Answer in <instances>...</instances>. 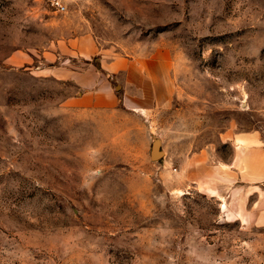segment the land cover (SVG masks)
<instances>
[{
  "label": "rangeland",
  "instance_id": "rangeland-1",
  "mask_svg": "<svg viewBox=\"0 0 264 264\" xmlns=\"http://www.w3.org/2000/svg\"><path fill=\"white\" fill-rule=\"evenodd\" d=\"M66 3L0 0V264H264V0Z\"/></svg>",
  "mask_w": 264,
  "mask_h": 264
},
{
  "label": "crops",
  "instance_id": "crops-1",
  "mask_svg": "<svg viewBox=\"0 0 264 264\" xmlns=\"http://www.w3.org/2000/svg\"><path fill=\"white\" fill-rule=\"evenodd\" d=\"M72 51L75 53V55H71L72 57L67 58L68 60L71 61V63H76L75 61L77 60V62L79 61H84V60H88L90 59L94 54H95V48L93 46L92 40L86 36L84 37V39H81L77 42H75L74 44H72ZM77 65V64H75ZM74 64H71L70 66H67L65 68H51L48 69V73L47 74H51L57 77H67L69 79H73L75 80L77 83L82 84V82L84 81L83 76L84 73L83 71H81L80 69H78L77 66H75ZM124 66V64L119 63L118 61H112L110 62L109 68L111 70H118L120 68H122ZM138 65L135 64L134 62H129L126 65V70L129 72L131 70H139V68L137 67ZM130 73V72H129ZM139 74L142 75L141 77H144V73L139 70ZM96 98V95H95ZM87 99V96H82L81 98H77L74 100V104L79 107V106H85L84 101ZM110 103H114L113 98H110ZM246 156V154H245ZM255 159L254 162L258 163L259 165L262 166V169L264 170V150L261 152H258L257 156L252 157V159ZM251 162V161H250ZM230 166H233V162ZM258 176V175H257ZM259 179H262L260 176H258ZM257 177V178H258Z\"/></svg>",
  "mask_w": 264,
  "mask_h": 264
},
{
  "label": "built area",
  "instance_id": "built-area-1",
  "mask_svg": "<svg viewBox=\"0 0 264 264\" xmlns=\"http://www.w3.org/2000/svg\"><path fill=\"white\" fill-rule=\"evenodd\" d=\"M49 7L58 14H64L68 11L66 0H48Z\"/></svg>",
  "mask_w": 264,
  "mask_h": 264
},
{
  "label": "water",
  "instance_id": "water-1",
  "mask_svg": "<svg viewBox=\"0 0 264 264\" xmlns=\"http://www.w3.org/2000/svg\"><path fill=\"white\" fill-rule=\"evenodd\" d=\"M163 156V154L160 151V147L157 144H154L152 146V157L154 160H158Z\"/></svg>",
  "mask_w": 264,
  "mask_h": 264
}]
</instances>
